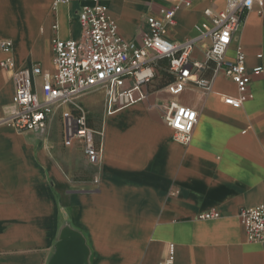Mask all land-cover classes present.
<instances>
[{"label": "crops", "instance_id": "0c3cea01", "mask_svg": "<svg viewBox=\"0 0 264 264\" xmlns=\"http://www.w3.org/2000/svg\"><path fill=\"white\" fill-rule=\"evenodd\" d=\"M55 2L0 0V40L12 42L0 61L11 57L14 63L0 68V264H49L70 233L88 248L85 264H162L170 243L173 264H264V244L249 243L237 218L240 208L264 204V8L261 15L247 14L238 39L252 100L240 109L225 105L222 97H235L237 90L223 74L209 92L188 85L173 97L166 90L168 62L160 60L154 80L141 89L144 98L110 115L103 89L79 98L89 126L103 130L102 160L91 165L80 141L64 146L61 122L53 137L51 116L43 133L10 126L14 72L36 64L53 72V40L79 39L77 12L91 3ZM100 2L123 39L137 45L149 32L146 18L159 19L170 6L168 0ZM207 7L222 10L225 4L196 0L180 8L165 38L197 37ZM208 44L198 42L194 57L202 59ZM233 54L232 46L227 55ZM40 84L41 78L33 79L34 91ZM173 100L198 114L187 145L163 121ZM208 211L219 218L196 219Z\"/></svg>", "mask_w": 264, "mask_h": 264}, {"label": "built area", "instance_id": "2783aa9c", "mask_svg": "<svg viewBox=\"0 0 264 264\" xmlns=\"http://www.w3.org/2000/svg\"><path fill=\"white\" fill-rule=\"evenodd\" d=\"M70 1L56 0L55 4ZM168 1L170 6L160 10L159 19L146 18L149 32L142 33L139 45L123 39L100 0H90V4L82 5L77 12L80 38H56L52 42L53 72L42 70L38 64L14 72V108L10 126L18 132L43 133L53 109L64 108L61 112L64 146L80 141L88 163L98 165L103 155V130L89 126L88 113L79 98L94 89H103L106 114L110 115L144 98L141 89L154 80L155 65L160 60L168 62L167 71L172 80L166 90L173 97L183 93L188 85L209 92L215 77L223 74L237 90L235 97H222L225 105L240 109L252 100L251 75L246 69V55L238 39L245 17L252 11L261 15L264 0H221L224 9L205 8L203 15L207 22L198 25V36L183 42L169 41L164 29L166 25L175 24V15L180 8H191L196 0ZM203 39H208L209 44L202 59H197L193 53L196 44ZM232 46L234 54L228 57ZM0 51L9 54L12 42L0 40ZM0 68L13 69L12 58L0 61ZM210 69L211 76L206 77L205 72ZM36 77L41 78L39 92L33 89ZM197 120L194 109L177 101H170L164 109L163 121L174 132L175 140L182 144L189 143ZM218 218L216 211L196 217L198 221ZM237 218L249 243L264 244V204L240 208ZM174 253V245L168 244L162 264H173Z\"/></svg>", "mask_w": 264, "mask_h": 264}, {"label": "water", "instance_id": "95a60500", "mask_svg": "<svg viewBox=\"0 0 264 264\" xmlns=\"http://www.w3.org/2000/svg\"><path fill=\"white\" fill-rule=\"evenodd\" d=\"M87 255L88 248L80 235L70 233L59 241L49 264H85Z\"/></svg>", "mask_w": 264, "mask_h": 264}, {"label": "rangeland", "instance_id": "374dc122", "mask_svg": "<svg viewBox=\"0 0 264 264\" xmlns=\"http://www.w3.org/2000/svg\"><path fill=\"white\" fill-rule=\"evenodd\" d=\"M95 97L97 100H99V102L101 104L103 97H104V91L96 92ZM62 109L63 108H55V109H53V113L50 115L53 118V120H52L53 121V137L55 135V132H56V129L59 125V122L62 123V119H61ZM92 128L98 130L96 125L92 126Z\"/></svg>", "mask_w": 264, "mask_h": 264}]
</instances>
